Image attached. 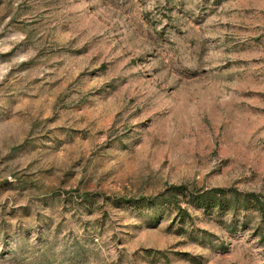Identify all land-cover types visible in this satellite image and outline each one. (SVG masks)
Wrapping results in <instances>:
<instances>
[{"label": "rangeland", "instance_id": "374dc122", "mask_svg": "<svg viewBox=\"0 0 264 264\" xmlns=\"http://www.w3.org/2000/svg\"><path fill=\"white\" fill-rule=\"evenodd\" d=\"M214 189L264 203V0H0V264H264Z\"/></svg>", "mask_w": 264, "mask_h": 264}, {"label": "trees", "instance_id": "16d2710c", "mask_svg": "<svg viewBox=\"0 0 264 264\" xmlns=\"http://www.w3.org/2000/svg\"><path fill=\"white\" fill-rule=\"evenodd\" d=\"M198 206L218 208L221 211L255 210L264 214V203L253 193L242 194L236 191L214 189L193 195ZM144 202V200H142Z\"/></svg>", "mask_w": 264, "mask_h": 264}]
</instances>
